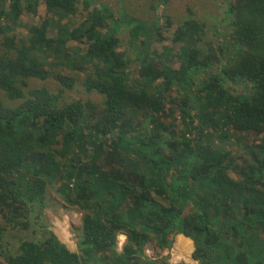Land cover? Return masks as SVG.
<instances>
[{
	"label": "trees",
	"instance_id": "1",
	"mask_svg": "<svg viewBox=\"0 0 264 264\" xmlns=\"http://www.w3.org/2000/svg\"><path fill=\"white\" fill-rule=\"evenodd\" d=\"M43 1L21 37L41 0H0V264H171L144 250L177 235L198 264H264V0H228L216 47L191 12L166 16L169 37L93 0L74 26L82 0ZM49 188L81 215L76 252L42 223Z\"/></svg>",
	"mask_w": 264,
	"mask_h": 264
},
{
	"label": "rangeland",
	"instance_id": "2",
	"mask_svg": "<svg viewBox=\"0 0 264 264\" xmlns=\"http://www.w3.org/2000/svg\"><path fill=\"white\" fill-rule=\"evenodd\" d=\"M227 1L228 0H164V2H162L161 0H93V6H91V9H93L97 3H100L108 5L112 11L117 12V15H121L124 12L129 17H135L138 19H159L161 27L166 29L164 30L166 36H169L170 33V31L168 30L166 16H169L171 18L170 21L173 23L172 30H175V27L179 25L187 16H189L191 12V15L193 17H198L205 23L206 34L210 35L211 38L216 41L215 35L218 25V29L221 32L222 30H224V33L228 34L230 31V20H226L228 18ZM152 3L156 5V8L153 7ZM161 12L162 16H160ZM46 13L47 7L45 5V2L41 0L38 6L37 14L33 15L31 13H24L21 16L20 21L16 22V25H13L14 31L20 33L21 37L28 35L30 32V27L40 25ZM86 16L87 8L85 7L82 0V2L80 1V4L78 5L76 14L70 17V22L73 23L74 26L80 25L85 20ZM72 44L77 45L76 43ZM217 45L218 43L216 41L214 46L216 47ZM167 47L172 48L169 51L173 52V55H175L179 49V46L174 45L170 39H164L163 42L156 43V48L159 50V52L166 55V57H172L171 60H174L175 58L172 55H168V53H165L168 51L166 49ZM41 84L51 87L50 89L52 90L57 89L58 87L51 81L43 82ZM67 97L69 100H73L85 96L81 88L77 85L76 89L72 91ZM256 136L257 135H255V133L250 134L247 137V140L244 141V145L253 144L256 141ZM242 153L243 150L234 151V155L239 163L243 162L240 159ZM46 202L47 206L45 207L43 212L42 223H48V229L52 230L58 236V238L64 244H66L70 251L76 252V242L78 240L79 232L78 230L81 225L80 213L76 210L67 209L66 205L59 198L56 191L51 188H49L48 190ZM30 232H32L29 234L31 236L38 234V231H36L37 234H34L35 231ZM27 234V232L20 231L9 232L6 236V240L9 244L11 243L10 245H12L18 243V241L20 242L22 240V237L23 239L26 238ZM37 236H40V234H38ZM126 238V233L121 232L119 234V249H122V247L124 246ZM175 244L177 245L182 256V260L180 261V263H198L192 257V253L194 252V244L190 239H186L185 237L180 236L179 240H176ZM144 251L145 254L149 257H159L162 254L165 255L166 249L162 251L159 247H157V240L150 239L147 242ZM170 263L175 264L173 261H170Z\"/></svg>",
	"mask_w": 264,
	"mask_h": 264
},
{
	"label": "built area",
	"instance_id": "3",
	"mask_svg": "<svg viewBox=\"0 0 264 264\" xmlns=\"http://www.w3.org/2000/svg\"><path fill=\"white\" fill-rule=\"evenodd\" d=\"M165 255L169 257L170 261H173L175 264L180 263L182 256L176 244H174L170 249L165 251Z\"/></svg>",
	"mask_w": 264,
	"mask_h": 264
},
{
	"label": "clouds",
	"instance_id": "4",
	"mask_svg": "<svg viewBox=\"0 0 264 264\" xmlns=\"http://www.w3.org/2000/svg\"><path fill=\"white\" fill-rule=\"evenodd\" d=\"M180 236H183V237H185L184 235H180ZM179 235H178V237H176V239L175 240H179V237H180ZM186 239H189L188 237H185ZM191 240V239H190ZM192 241V240H191ZM174 245V244H173ZM168 249H170V248H168ZM168 249H166V250H168ZM193 254V253H192ZM194 259V258H193ZM195 260V259H194ZM198 262V261H197ZM182 263V262H181ZM198 264V263H197Z\"/></svg>",
	"mask_w": 264,
	"mask_h": 264
},
{
	"label": "crops",
	"instance_id": "5",
	"mask_svg": "<svg viewBox=\"0 0 264 264\" xmlns=\"http://www.w3.org/2000/svg\"><path fill=\"white\" fill-rule=\"evenodd\" d=\"M180 236V235H179ZM176 237H178V235L176 236ZM176 237H175V239H176ZM178 241V240H177Z\"/></svg>",
	"mask_w": 264,
	"mask_h": 264
},
{
	"label": "water",
	"instance_id": "6",
	"mask_svg": "<svg viewBox=\"0 0 264 264\" xmlns=\"http://www.w3.org/2000/svg\"><path fill=\"white\" fill-rule=\"evenodd\" d=\"M126 237H127V234H126Z\"/></svg>",
	"mask_w": 264,
	"mask_h": 264
}]
</instances>
